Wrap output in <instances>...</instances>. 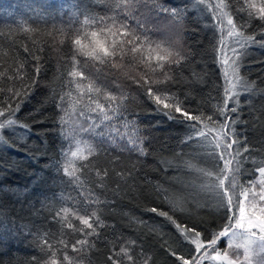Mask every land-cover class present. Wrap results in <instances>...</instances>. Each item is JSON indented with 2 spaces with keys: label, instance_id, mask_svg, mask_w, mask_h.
I'll list each match as a JSON object with an SVG mask.
<instances>
[{
  "label": "trees",
  "instance_id": "obj_1",
  "mask_svg": "<svg viewBox=\"0 0 264 264\" xmlns=\"http://www.w3.org/2000/svg\"><path fill=\"white\" fill-rule=\"evenodd\" d=\"M77 3L100 16L118 11L116 0H0V71L10 73L24 65L29 88L17 115L32 129L29 135H6L7 144H0V264H36L33 257L43 256L35 241L37 231L59 232L52 210L79 199V190L56 167L61 137L54 96L62 86L61 73L70 50L67 44L60 47L54 42L58 37L48 35L69 26ZM186 3L190 0H136L134 13L129 15H134L133 23H143L152 39L171 42L186 57L172 69L168 90L185 107L210 114L222 101L224 86L215 50L217 29L211 15L189 8L177 23L160 11L161 7L183 8ZM238 6L239 0H235L234 7ZM238 15L247 19L243 13ZM250 24L247 32L259 33L260 21ZM138 72L140 66L128 59L123 71L106 81L111 89L115 79L127 94L125 117L134 122L143 153L129 151L118 142L103 145L94 159L95 166L109 169L101 196L106 203L97 206L104 226L99 237L93 238L94 247L83 254V264H109L111 249L119 247L121 241H135L136 251L142 250L151 258L149 264H179L169 249L187 256L191 246L168 220L150 211L153 207L205 233L221 223V210L202 189L199 173L183 161L191 160L197 167L207 165L193 159L196 146L181 143L185 130L157 111L144 90L128 78ZM241 75L256 84L253 94L240 97V110L232 114L238 117L236 132L246 138L251 149L243 160L247 172L264 162V48L255 45L249 49ZM10 86L12 82L0 78V87ZM118 171L122 178L115 175ZM174 199L180 201L181 210L169 202Z\"/></svg>",
  "mask_w": 264,
  "mask_h": 264
},
{
  "label": "snow or ice",
  "instance_id": "obj_2",
  "mask_svg": "<svg viewBox=\"0 0 264 264\" xmlns=\"http://www.w3.org/2000/svg\"><path fill=\"white\" fill-rule=\"evenodd\" d=\"M234 2L190 0L183 8H160L177 23L189 8L211 15L217 29L215 50L224 86L222 101L210 114L185 107L168 90L172 69L186 57L171 42L152 39L142 22H132L134 15L129 13H134L136 0H116L118 11L105 16L74 4L69 26L48 33L58 37L56 44H67L70 50L61 73L62 86L54 96L61 137L56 167L79 190V199L52 210L59 232L37 231L35 241L43 256L33 257L36 264H83V254L94 247L93 238L99 237V229L104 226L97 206L106 203L101 196L109 176L108 168L94 164L103 145L121 142L129 151L143 153L134 122L125 117L127 94L115 79L114 88L110 89L106 82L108 76L123 71L128 59L140 66V72L128 78L144 90L157 111L185 130L181 143L196 146L193 159L207 166L197 167L191 160L183 163L199 173L202 189L222 213L219 226L205 233L197 226L178 222L168 211L151 208L191 246L187 256L172 249L170 254L179 264H264V162L247 172L243 170L245 154L251 149L246 138L236 132L238 117L232 115L240 110V97L253 94L256 89L254 81L241 75V68L249 49L255 45L264 48V0H239L238 7H234ZM252 20L260 21L259 33L247 32ZM0 78L12 82L10 87H0V93L5 94L0 95V144H7L6 135L32 132L31 126L20 122L17 115L29 85L23 64L10 73L0 71ZM115 175L123 177L120 171ZM89 176L95 180H89ZM169 202L175 210H181L178 199ZM135 243L121 241L119 247L114 245L107 257L109 264H140L141 259L143 264H149L151 258L144 256L142 250L138 253Z\"/></svg>",
  "mask_w": 264,
  "mask_h": 264
}]
</instances>
